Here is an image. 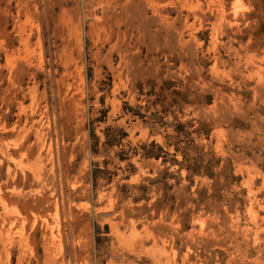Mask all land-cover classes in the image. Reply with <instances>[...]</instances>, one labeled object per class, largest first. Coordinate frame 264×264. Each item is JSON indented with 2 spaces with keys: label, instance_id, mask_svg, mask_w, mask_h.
Segmentation results:
<instances>
[{
  "label": "rangeland",
  "instance_id": "obj_1",
  "mask_svg": "<svg viewBox=\"0 0 264 264\" xmlns=\"http://www.w3.org/2000/svg\"><path fill=\"white\" fill-rule=\"evenodd\" d=\"M124 1L0 0V264H264V0Z\"/></svg>",
  "mask_w": 264,
  "mask_h": 264
},
{
  "label": "bare ground",
  "instance_id": "obj_2",
  "mask_svg": "<svg viewBox=\"0 0 264 264\" xmlns=\"http://www.w3.org/2000/svg\"><path fill=\"white\" fill-rule=\"evenodd\" d=\"M127 3H128V1L127 0H125L124 1V3H122V4H120V10L119 11H117V12H115L116 13V16H120V15H122L123 13H127L128 12V10L129 11H131V8H129L130 6H128V10H126V7H127ZM102 14H104V12H101ZM104 16V15H103ZM258 200V199H257ZM249 206H248V210H249V213L251 214L250 216H252L253 218H255L256 219V217H257V211L254 209V205L252 206V203L250 202L249 204H248ZM258 210V209H257ZM258 218V217H257ZM260 219V218H259ZM256 221V220H255ZM251 228V227H250ZM263 232V231H262Z\"/></svg>",
  "mask_w": 264,
  "mask_h": 264
}]
</instances>
